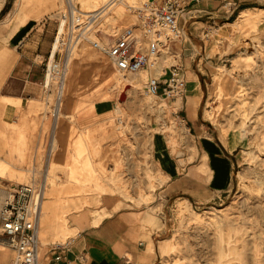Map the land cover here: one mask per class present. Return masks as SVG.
I'll list each match as a JSON object with an SVG mask.
<instances>
[{
    "label": "crops",
    "instance_id": "0c3cea01",
    "mask_svg": "<svg viewBox=\"0 0 264 264\" xmlns=\"http://www.w3.org/2000/svg\"><path fill=\"white\" fill-rule=\"evenodd\" d=\"M236 1L231 8L224 0H188L179 18L184 35L175 46L177 52L164 59L172 62L178 54L177 61L184 66L187 91L180 106L190 129L206 121L202 107L215 89V80L208 81L207 77L213 74L215 63L227 60L221 50L213 53L216 46L232 45L225 36V26L235 25L246 10L251 22L261 18L259 31H264V0ZM21 3L0 0V180L8 181L4 174L24 168L34 159L31 179L45 180L46 190L57 192L45 196L57 209H47L45 220L41 215L40 264H159L171 250V241L161 213L152 209V204L161 201L163 194L169 199L181 190L174 178L198 155L196 144L182 129L179 141L188 148H179L186 150L185 155L178 156V149L173 156L165 147L166 139L155 134L154 156L158 165L164 166L167 184L155 191L153 203L134 204L119 194L109 182L115 157L109 138L114 137L118 126L115 118H110L116 108L114 99L91 96L88 88L69 101L63 97L55 116L57 84L46 89L44 79L59 27L52 20L22 15ZM237 40V46L245 45L241 36ZM90 63L89 78H101V55L94 56ZM177 138L172 141L170 137L174 145ZM210 143L208 139L203 143L206 156H210ZM42 161L45 168L40 176ZM0 190L8 189L0 186ZM5 200L0 199V208ZM42 232L45 241H41ZM58 242L65 244L56 247ZM16 254L0 239V264H12Z\"/></svg>",
    "mask_w": 264,
    "mask_h": 264
},
{
    "label": "rangeland",
    "instance_id": "374dc122",
    "mask_svg": "<svg viewBox=\"0 0 264 264\" xmlns=\"http://www.w3.org/2000/svg\"><path fill=\"white\" fill-rule=\"evenodd\" d=\"M75 4L81 9L88 8L82 0H76ZM21 6L24 16L52 20L58 27L66 17L68 28L72 26L69 0H22ZM128 9L126 22L129 25L135 22L137 28L133 29L140 34L138 19L130 6ZM88 20L82 14L75 26L78 31L87 29L83 38L95 50L98 48L94 45L95 39L110 46L116 37L128 32L125 25H117L118 20L108 15L104 23L93 28L94 34L87 27ZM259 21L254 23L240 17L235 25L227 24L225 36L232 45L213 48V53L221 50L227 60L215 63L213 74L207 77L208 81H213L218 73L219 87L202 107V118H206L203 126L190 129L180 106L182 100L148 95L145 84L132 90L129 98L127 90L122 88L125 81L111 92L118 126L114 137L109 138L115 156L110 164L113 168L109 182L116 186L119 194L134 204L153 203L155 191L167 184L164 166H159L154 156L155 134L166 139V149L176 156L179 148L188 146L181 141L174 145L172 141L187 127V135L198 150L188 169L178 172L174 178L181 183H178L181 188L178 194L169 199L163 194L164 201L152 204L155 205L152 209L161 213L171 241V250L159 264H264V31H259ZM220 36L224 35L220 33ZM238 36L244 39V46H237ZM144 72L148 80L150 72ZM120 104L122 113L117 110ZM211 110L216 117L210 119ZM207 139L211 142L210 156L204 154L203 143ZM33 162L34 159L24 168L4 174L8 181L0 180V186L10 190L13 183L28 182ZM44 168L43 162L40 176ZM50 179L57 181L53 175ZM0 239L9 246L6 236L1 234V223Z\"/></svg>",
    "mask_w": 264,
    "mask_h": 264
},
{
    "label": "built area",
    "instance_id": "2783aa9c",
    "mask_svg": "<svg viewBox=\"0 0 264 264\" xmlns=\"http://www.w3.org/2000/svg\"><path fill=\"white\" fill-rule=\"evenodd\" d=\"M187 2L188 0H142L138 4L134 3L130 8L138 19L141 33L130 30L116 37L110 46H105L98 40L94 41V45L108 52L115 66L122 72L149 71L150 76L145 83V92L148 95L163 99L182 98L187 91V79L183 64L177 61L178 54L174 61L165 63L163 68L159 66L167 56L177 52L175 46L184 35L179 18L186 10ZM224 2L226 7L233 8L237 5L236 0ZM69 8L72 27L68 28L67 25L62 34V44L55 50L59 26L45 68V88L51 89L53 84H57L55 116L59 113L66 73L74 49L87 30L85 27L77 30L75 24L81 21L82 15L72 0H69ZM45 190V180L36 177L28 182L13 184L9 190L10 197L0 208L1 233L17 253L12 264H40V219ZM69 243L70 241L66 245ZM64 244L58 242L55 245L61 247Z\"/></svg>",
    "mask_w": 264,
    "mask_h": 264
},
{
    "label": "bare ground",
    "instance_id": "6f19581e",
    "mask_svg": "<svg viewBox=\"0 0 264 264\" xmlns=\"http://www.w3.org/2000/svg\"><path fill=\"white\" fill-rule=\"evenodd\" d=\"M73 1H74V3L76 2V0H72V2ZM135 2H136V0H82V3L84 4V6L88 7V8H86V9L78 8V11L80 12L81 15L84 14L85 16L88 17L89 20L87 22V27L92 32H93V28L95 26H97V24L104 23V20H106L108 15L111 16L112 18H114L116 21L118 20L117 17L119 15H121V17L117 21V25L121 23V24L125 25L126 31L127 30L130 31V30H134L133 28L135 27V22L133 24L129 25L128 22H126L127 21L126 19L129 17V9H128L129 6H131ZM246 12H247L246 10L243 11V17H246V14H247ZM123 21H125V22H123ZM67 22H68V19L66 17H64L61 21L60 31L58 34V38L55 42V50H58L62 44V40H63L62 34L65 32V30L67 28ZM135 28H137V27H135ZM93 33L96 34L95 32H93ZM82 38L80 40V43L77 46V50L75 51L73 58L71 59L72 60L71 64H70L69 68L67 69L66 78H65V82H64V88H63L64 99L69 101L75 97V93L79 94L83 91H86L88 88H90L89 94H91V96H97L98 98H107V97L111 96V92H112L113 88L116 85H118V83H120L122 81H125L122 83V88H125L127 90L128 98H129V94L132 90L139 89L143 84L146 83L148 75L145 74L144 70H140V71L135 72V73H125V72L120 71L115 66V63L112 60V58L109 56L108 52H104V51H101L99 49L95 50V48H93L91 45L87 44L85 39L84 38L82 39ZM105 39L107 40V38H105ZM98 54L101 55V63L100 64L102 65L103 75L101 78L97 75L93 79H90L89 73L87 72V69L91 65L90 59H92L94 56H96ZM167 62H169V61L168 60L163 61L160 64L159 68H163L165 66V63H167ZM127 85H130V86L128 88H126ZM212 85L214 86V88L219 87V74L218 73L216 74L215 82L212 83ZM150 99H152V98H150ZM180 100H182V99L180 98L179 101ZM195 101H196V98H194L193 102H195ZM121 104L117 108L118 112L122 111ZM168 104L169 103H167V105ZM104 105H107V104H104ZM244 107H246V106H244ZM194 110H195V106L193 103H191V106H190L191 114H194ZM208 115H209L210 119L216 117V113H214L213 110H211ZM110 118H116V117H115V115H113ZM255 127H256V125H255ZM185 131H186V129L184 127V129L182 130L183 134H185ZM177 135H178L177 136L178 139H180V134H177ZM178 142H180V141L178 140ZM182 162H184V161H182ZM46 192L49 195L53 194V193H57L55 190H53V191L52 190H45V196H46ZM10 195H11V193L9 190H5V191L0 190L1 201L8 199L10 197ZM45 196L43 197V200H42L43 207L41 209V211H42L41 215H42L43 220H45V218H46L44 216V214H45L47 209H49V210H56L57 209V206L54 203L50 204L49 202H47L45 200ZM188 206H191V205H188ZM194 213H196V212H194ZM42 239H43V232L41 233V241H45L44 239L43 240Z\"/></svg>",
    "mask_w": 264,
    "mask_h": 264
},
{
    "label": "water",
    "instance_id": "95a60500",
    "mask_svg": "<svg viewBox=\"0 0 264 264\" xmlns=\"http://www.w3.org/2000/svg\"><path fill=\"white\" fill-rule=\"evenodd\" d=\"M125 95V94H124ZM186 154V150L185 149H179L178 150V156H183Z\"/></svg>",
    "mask_w": 264,
    "mask_h": 264
}]
</instances>
